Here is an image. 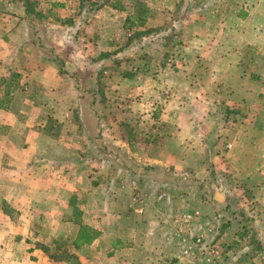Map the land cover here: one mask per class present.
<instances>
[{"label":"crops","instance_id":"obj_1","mask_svg":"<svg viewBox=\"0 0 264 264\" xmlns=\"http://www.w3.org/2000/svg\"><path fill=\"white\" fill-rule=\"evenodd\" d=\"M263 97L264 0H0V264H264Z\"/></svg>","mask_w":264,"mask_h":264},{"label":"built area","instance_id":"obj_2","mask_svg":"<svg viewBox=\"0 0 264 264\" xmlns=\"http://www.w3.org/2000/svg\"><path fill=\"white\" fill-rule=\"evenodd\" d=\"M228 148H230V145L229 144L226 145V149H228Z\"/></svg>","mask_w":264,"mask_h":264},{"label":"rangeland","instance_id":"obj_3","mask_svg":"<svg viewBox=\"0 0 264 264\" xmlns=\"http://www.w3.org/2000/svg\"><path fill=\"white\" fill-rule=\"evenodd\" d=\"M124 55H125V53H124ZM263 99H264V97H263Z\"/></svg>","mask_w":264,"mask_h":264}]
</instances>
